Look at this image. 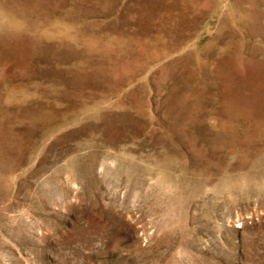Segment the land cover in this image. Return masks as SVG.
<instances>
[{
    "label": "rangeland",
    "instance_id": "rangeland-1",
    "mask_svg": "<svg viewBox=\"0 0 264 264\" xmlns=\"http://www.w3.org/2000/svg\"><path fill=\"white\" fill-rule=\"evenodd\" d=\"M0 264H264V0H0Z\"/></svg>",
    "mask_w": 264,
    "mask_h": 264
}]
</instances>
